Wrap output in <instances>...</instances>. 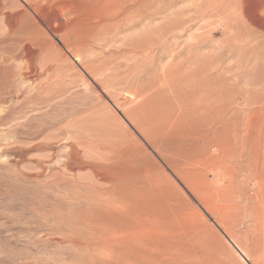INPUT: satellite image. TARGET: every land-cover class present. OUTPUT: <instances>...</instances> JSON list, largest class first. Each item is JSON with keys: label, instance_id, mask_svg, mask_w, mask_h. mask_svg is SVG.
<instances>
[{"label": "rangeland", "instance_id": "obj_1", "mask_svg": "<svg viewBox=\"0 0 264 264\" xmlns=\"http://www.w3.org/2000/svg\"><path fill=\"white\" fill-rule=\"evenodd\" d=\"M205 4L200 13L196 7ZM263 7L264 0H172L152 25L159 27L167 14L183 23L155 48L143 22L111 35L103 46L91 45L85 58L92 65H79L66 53L70 65H57L61 70L45 90L37 86L48 73L23 80V61L3 57L0 44V264H264V198L256 186L264 138L260 146L250 138L257 132L264 137ZM61 45L47 32L44 51L33 58L38 72L43 54L65 52ZM101 103L111 134L124 143L125 160L140 169L139 201L130 206L105 196L88 169L61 167L70 142L63 143L64 135L36 134L55 115L80 108V116L96 114L104 110ZM89 117L86 130L76 126L96 137L97 115ZM81 156L86 162L88 155ZM191 165L201 174L194 176ZM209 167L220 169L221 177ZM153 180L156 186H150Z\"/></svg>", "mask_w": 264, "mask_h": 264}, {"label": "bare ground", "instance_id": "obj_2", "mask_svg": "<svg viewBox=\"0 0 264 264\" xmlns=\"http://www.w3.org/2000/svg\"><path fill=\"white\" fill-rule=\"evenodd\" d=\"M216 1L220 2V0H216ZM22 2L24 3L23 6H21V5L16 6V3L13 0H3L2 2L0 1V18H1L2 23H3L1 28H0L1 29L0 30V32H1L0 33V44L4 45V47H5V50L3 51V53L5 55L2 54V56L4 57L7 55H13L12 57L15 60V62H16V60L23 61L22 65H25L26 70H20V72H21V78L25 81L30 82L33 79L41 78L43 75L48 73L46 82L43 84H39L40 87L37 86V89H41V90H43V89L45 90L46 88H51V86H53L52 82L55 78L54 75L56 73H59L61 70V68L57 65H70L67 62V61H69L67 58V54L71 55V57L74 56V58H76L78 60L79 65H92V61L86 60V58H85L86 57L85 55L88 53L90 48L91 47L93 48V46H91V45L97 44L99 46H103V45H105L106 41H108L109 37H111V35H114L120 31H123V30H133V29L137 28L138 26H141V23H143V22H144V25L147 26L146 27L147 28V31H146L147 35L146 36L148 37V42H149L148 45H150V47H153V45H154V48H155V44L157 43V41H159L163 37H167L166 35L170 34L171 29H174L175 27H177V28L180 27V25H182L183 19H184L183 18L180 21H173L172 19H170V17L167 16L168 15L167 14L166 17H164V19H162L163 23L161 25H159V27H158V25H157V27H154L152 25L154 23L153 22L154 18L157 15L164 13L167 9H169L172 6V0H22ZM210 2L211 1H209V3ZM222 4H224V3L222 2ZM262 6L263 5L260 4V6L256 9L261 11ZM205 7H206V4L203 6L200 5V6L196 7V9L199 10L201 13V12H203L202 10L205 9ZM256 9H255V11H256ZM239 10L238 11L240 12V14L243 17H246V13L248 12V11L246 12V8L243 9V6H241V8ZM212 11H216V9H212ZM259 11H258V13H259ZM221 12H223V11L221 10ZM186 17L189 18L188 15ZM246 18H248V17H246ZM47 32L52 33L53 35L56 36V38L59 39L60 43L64 47L65 52H63V49H62V51L61 50H56V51H49L48 50V52L43 54L44 55L43 63L41 64L39 62L40 65H45V66H44V68H40L41 72H38L36 69V66H35L36 65L35 64V60H36L35 58L36 57L34 58V56L38 55V53H42V51H44L43 46H42V39L44 36H47ZM144 35H145V33H144ZM143 36H141V37H143ZM46 39H48V38H46ZM52 45H53V43H52ZM52 45H51V47H52ZM157 45H159V44H157ZM31 47H34V50H32ZM154 48H152V49H154ZM59 51H61V52H59ZM57 52L59 53V55H57ZM33 58L35 60H33ZM2 62H4V59H2ZM8 62H9V60H8ZM11 63H13V62H11ZM17 65H19V64H17ZM40 67H42V66H40ZM2 69H3V67H0V70H2ZM22 69H23V67H22ZM99 73L100 72H97L96 76L99 75ZM85 74L87 77H89V79L92 80V78L89 76V74L86 71H85ZM103 77H105V76H103ZM34 83H33V86H34ZM29 84H31V83H29ZM94 86L101 89L96 83H94ZM22 87H24V86H22ZM34 87H33V89H34ZM90 91H91V89H89V90L87 89V92H90ZM137 95H138L137 93L132 94V97L137 96ZM101 96L103 98L106 97L105 93L102 90H101ZM208 98H210V97H208ZM43 103H45V102H43ZM137 103H138V101H137ZM213 105H214V102H212V107H214ZM48 106L50 109L56 108V104H52V105L48 104ZM205 107H207V106H205ZM101 108L104 110L100 111L96 114L94 112L92 115L80 116L81 113H83L81 108L78 110L75 109V110H73V112L66 114L65 116H56L55 115L54 117H51L50 119L46 120V122L41 126L42 127L41 130L37 131L36 134L38 136V135L44 134L45 132H47L49 130L50 131L54 130V131H57L58 135H64L66 140H63V143H64V141H67V142L70 141V142L68 143L69 149H67V150H69V152L66 156H64L65 160L61 164V167L66 171H72V168H74V167L81 168L82 170L88 169L89 173H90L91 182L96 187H98V189H99V187H100V189L102 188V192L105 196H107L109 198L114 197L118 201H120L121 203H124L126 206H130L131 204L139 201L140 193H139V187H137V184H139L141 181V179L139 178L140 172H138V171H140V169L137 167V165L135 166V161H133L132 159H130V161L125 160V156L127 153H125V151L123 149L124 143L121 140L120 136H119L120 138H118V137H116L117 136V134H116L113 137V135L111 134L112 132L108 128L109 127L108 126V120H107L106 112H105L106 105L101 103ZM224 108L225 109H224V112H222V114L226 115L229 112V110H228L229 108H228V106L227 107L225 106ZM131 110L125 111L124 114L128 117V118L127 117L126 118L129 119L132 124H134L133 126H136V128L140 129L139 124L137 123V120L135 118H133ZM207 111L208 110H206V112ZM95 115H97V117H96L97 122L96 123L98 125L97 128H99V131H97L98 135L96 136V133H95L96 137H93V136H90V134H87V132H82V133L79 132V130L77 128L78 126H76V124L78 125V123L80 122L79 123L80 126L84 127V130H86L85 128L87 127L88 123H90V119H92L89 116L94 117ZM76 116H80L82 119H80V120L74 119ZM225 117L226 116H224L222 119H220V122L218 123V125L220 123L222 124L223 122H225L224 121ZM263 117L264 116H262V118ZM62 124L64 126H61ZM63 127H65V128H63ZM84 130H82V131H84ZM209 130H212V129L209 128ZM107 131L109 134L112 135L111 136L112 140H110L106 137V135L108 134V133H106ZM213 132H212V134L214 136L215 132L214 133ZM235 132L238 134V131H235ZM145 135H147V134H145ZM238 135H236V136H238ZM236 136L234 134V137H236ZM146 137H148V136H146ZM251 137L254 139V146L255 145L260 146L262 143V139L264 138L262 136V133H258V132H257V134H251L250 138ZM49 139H52V137L50 136ZM146 140L149 141L150 138H146ZM149 142H151V141H149ZM88 143H90V144H88ZM91 144H95V147L92 146ZM251 146H253V145H251ZM85 149H87V151L89 149V151L87 152ZM137 151H139V150L137 149ZM256 154L257 153H255V155ZM58 155H56V156H58ZM81 155H86V156L88 155L87 157L84 156L85 157L84 160H86V162L79 160V158L80 159L82 158ZM77 156H78V158H77ZM261 157L263 158L264 156H261ZM56 158H57V160H55L56 163L60 164L62 161L61 159L63 158L62 155H61V157H56ZM133 159H134V157H133ZM210 159H212V158L210 157ZM207 164H208V161H207ZM215 164L216 163L214 162V165ZM191 166H192V168L190 169V171L193 172L192 174L194 176L201 174L199 171L200 168H198L197 166H194V165H191ZM42 167H44V165ZM210 167L207 170H210L211 173H214V178L217 179V178L221 177L220 176L221 174L218 173V171L220 169L210 168ZM261 170H263L261 172V174H257L256 186L258 189V194L262 198H264V169H261ZM52 173H53V171H52ZM86 174H84V175H86ZM204 174H206V173H204ZM202 175H203V173H202ZM152 176H154V175L152 174ZM178 176H180V178H182L184 180L183 175L179 174ZM42 177H43V175H42ZM90 179H89V181H90ZM226 183H227V181H226ZM151 184L152 185H150V186H156L157 182L153 180ZM209 184H211V183H209ZM256 186H255V188H256ZM213 187L211 189L212 192L215 190ZM202 188H203V186H202ZM216 188H218V187H216ZM27 191H28V189H27ZM38 194H39V191H38ZM150 194H152V193H150ZM52 195H53V193H52ZM30 198H31V196H30ZM32 200H34L33 202H35V199H32ZM57 200H58V197H57ZM36 201H37V199H36ZM49 203H51V202H49ZM35 204H36V202H35ZM41 205H43V204H41ZM50 206H49V208H50ZM32 207L30 206L31 209H32ZM34 207H33V209H34ZM53 207H56V206H53ZM40 208H42V207H40ZM262 208H264V207H261V209ZM45 209H46V207H45ZM58 210H60V209L58 208L57 211ZM43 212H40V213H43ZM45 214H47V213H45ZM52 214H55V213H52ZM58 215H59V213H58ZM44 216H42V217H44ZM48 218H50V217H48ZM41 225H45V224L41 223ZM45 226H47V225H45ZM56 227H57V224H56ZM138 233H139V231H138ZM132 234H135V233H132ZM144 235H147V234H144ZM131 238L133 239V237H131Z\"/></svg>", "mask_w": 264, "mask_h": 264}]
</instances>
